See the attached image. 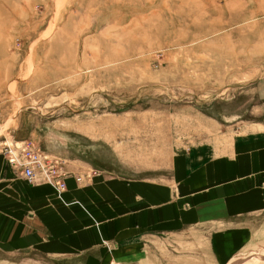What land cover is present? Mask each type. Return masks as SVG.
<instances>
[{
  "label": "rangeland",
  "instance_id": "374dc122",
  "mask_svg": "<svg viewBox=\"0 0 264 264\" xmlns=\"http://www.w3.org/2000/svg\"><path fill=\"white\" fill-rule=\"evenodd\" d=\"M249 128H264V0H0L4 162L24 140L61 159L46 152L82 142L143 161ZM258 239L232 264H264Z\"/></svg>",
  "mask_w": 264,
  "mask_h": 264
},
{
  "label": "crops",
  "instance_id": "0c3cea01",
  "mask_svg": "<svg viewBox=\"0 0 264 264\" xmlns=\"http://www.w3.org/2000/svg\"><path fill=\"white\" fill-rule=\"evenodd\" d=\"M81 144L46 152L67 160L59 192L15 175L0 155L1 262L232 264L260 241L264 128L143 151V161ZM88 169L90 182H76Z\"/></svg>",
  "mask_w": 264,
  "mask_h": 264
},
{
  "label": "built area",
  "instance_id": "2783aa9c",
  "mask_svg": "<svg viewBox=\"0 0 264 264\" xmlns=\"http://www.w3.org/2000/svg\"><path fill=\"white\" fill-rule=\"evenodd\" d=\"M16 146L17 155L13 156L7 147H3L5 162L12 168H16L18 174L28 183L37 180H47L53 184L57 191L64 189L63 178L65 161L61 158L45 155L31 141H19ZM76 182L80 181L79 176L74 177Z\"/></svg>",
  "mask_w": 264,
  "mask_h": 264
}]
</instances>
